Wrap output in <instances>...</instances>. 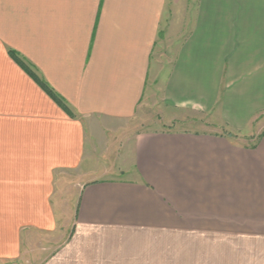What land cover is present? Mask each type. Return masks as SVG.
<instances>
[{
	"label": "crops",
	"instance_id": "crops-1",
	"mask_svg": "<svg viewBox=\"0 0 264 264\" xmlns=\"http://www.w3.org/2000/svg\"><path fill=\"white\" fill-rule=\"evenodd\" d=\"M151 104L250 128L264 0H0V264H264V130L141 129L97 169L91 122Z\"/></svg>",
	"mask_w": 264,
	"mask_h": 264
},
{
	"label": "rangeland",
	"instance_id": "rangeland-1",
	"mask_svg": "<svg viewBox=\"0 0 264 264\" xmlns=\"http://www.w3.org/2000/svg\"><path fill=\"white\" fill-rule=\"evenodd\" d=\"M189 3L192 0H188ZM161 111L154 105L144 107L137 116L130 120L102 122L96 120L89 126L90 134L94 135L93 154L97 160L95 166L102 169L106 177L119 176L123 173L125 153L129 148L133 133L141 129H189L195 131L212 130L233 137V140L241 145L252 146L259 134L264 130V113L257 115L251 122L250 128L243 133H230L224 126L218 124L216 116L206 118L191 111H169L168 119L161 118ZM210 120V121H209ZM219 121V120H218ZM217 122V123H216ZM89 123V122H88Z\"/></svg>",
	"mask_w": 264,
	"mask_h": 264
},
{
	"label": "trees",
	"instance_id": "trees-1",
	"mask_svg": "<svg viewBox=\"0 0 264 264\" xmlns=\"http://www.w3.org/2000/svg\"><path fill=\"white\" fill-rule=\"evenodd\" d=\"M8 52L9 55L13 58V60H15L17 64H19L29 74L28 76H31L33 80L37 82L40 88H42L51 97L50 99L54 100L63 109L64 112L71 115V113L68 111V107L66 106L62 98H60L51 88H49L45 81L36 76V74L28 67L27 64L24 63V60L20 58L16 52L12 50H9Z\"/></svg>",
	"mask_w": 264,
	"mask_h": 264
}]
</instances>
